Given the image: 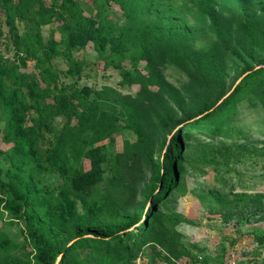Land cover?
<instances>
[{
	"label": "rangeland",
	"instance_id": "obj_1",
	"mask_svg": "<svg viewBox=\"0 0 264 264\" xmlns=\"http://www.w3.org/2000/svg\"><path fill=\"white\" fill-rule=\"evenodd\" d=\"M41 1L20 17L17 0H0L1 180L26 181L29 197L64 182L50 197L61 244L78 225L123 227L132 217L130 230L150 212L139 250L86 246L66 264H264V76L243 80L264 66V0ZM58 93L79 111L114 113L117 131L52 166L46 152L63 124ZM206 109L222 115L200 121ZM168 145L176 148L173 182L149 197L147 153L160 158ZM95 146L105 155L96 167ZM93 173L94 191L83 179ZM103 201L119 210L96 215ZM23 211L1 188L0 236L17 248L0 250V264H47Z\"/></svg>",
	"mask_w": 264,
	"mask_h": 264
},
{
	"label": "trees",
	"instance_id": "obj_2",
	"mask_svg": "<svg viewBox=\"0 0 264 264\" xmlns=\"http://www.w3.org/2000/svg\"><path fill=\"white\" fill-rule=\"evenodd\" d=\"M198 3H207V0H195ZM38 4L39 9L42 7L41 0H17V10L20 17H27L32 10L33 5ZM10 25L13 26V20L9 19ZM55 52V39L50 37L47 45L43 48L41 61L46 71L50 70V60ZM245 76L243 80L248 78H255L257 76H264V66L259 67L256 73H249L248 70L244 71ZM242 85L236 86L238 92ZM230 94V93H229ZM226 95L220 99L223 102L229 96ZM55 104L54 112L60 116L63 120L62 128L58 135L54 138V142L50 149L46 152V159L52 164L57 166L59 157L66 158V151L69 149L73 152L79 145L98 143L102 140H112L114 134L117 131L116 116L110 111L83 109L79 111L71 97L58 93L54 96ZM229 98V97H228ZM230 100L227 102L229 103ZM205 114L199 119L200 121L207 120L208 118L217 116L220 117L222 112L206 109ZM213 130V129H209ZM177 141V135L172 139V142ZM15 149V148H14ZM176 148L172 145H168L167 149L163 152L160 158L154 157L152 153H147L149 162V169L151 178L144 183V192L149 197H155L158 199L162 195V190L169 187L173 182L172 177L175 173V165L171 160L170 153ZM95 154V167L105 160V155L100 150L99 146L93 148ZM4 153L0 149V156ZM10 157L13 158V150L10 152ZM20 164V162L18 163ZM16 172V171H14ZM2 170L0 168V189L7 187L8 191L12 195V200L15 202H23L24 211L22 218L27 226L28 233L33 239V245L35 249L45 256L47 264H55L57 257L62 254V257L58 261V264H66L68 257L72 252L79 248L86 246H117L123 247L128 254H130V248L135 247L139 250L140 246L146 244V236L148 234L150 226V212L141 211L142 215H145L137 227L128 229L133 224L134 219L129 217L127 223L123 227H104L102 230L90 229L87 225H78L67 243H60L55 234V228L50 223L53 219V213L51 210V196L56 189L64 188V182L55 186L51 190L41 187L37 189L38 193L33 197H29V187L26 181L18 178V184L15 186H6L1 180ZM60 174L64 175L63 171ZM86 176L83 174L84 186L88 189L95 190V184L99 180L96 177V173ZM32 189H35L32 187ZM96 215L106 216L112 215L117 212L115 203L112 201L100 202L97 205ZM138 218V217H137ZM87 221V219H86ZM139 241V245H135L134 242ZM17 248V244L9 239L0 236V250L3 252H10Z\"/></svg>",
	"mask_w": 264,
	"mask_h": 264
},
{
	"label": "water",
	"instance_id": "obj_3",
	"mask_svg": "<svg viewBox=\"0 0 264 264\" xmlns=\"http://www.w3.org/2000/svg\"><path fill=\"white\" fill-rule=\"evenodd\" d=\"M61 257H62V254H60V255L57 257L55 264H58V261L60 260Z\"/></svg>",
	"mask_w": 264,
	"mask_h": 264
},
{
	"label": "built area",
	"instance_id": "obj_4",
	"mask_svg": "<svg viewBox=\"0 0 264 264\" xmlns=\"http://www.w3.org/2000/svg\"><path fill=\"white\" fill-rule=\"evenodd\" d=\"M191 264H194V263H191Z\"/></svg>",
	"mask_w": 264,
	"mask_h": 264
}]
</instances>
